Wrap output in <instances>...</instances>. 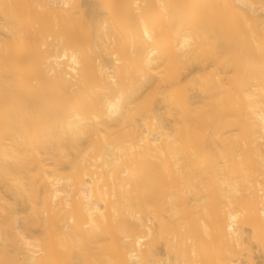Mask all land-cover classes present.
<instances>
[{
	"label": "bare ground",
	"instance_id": "bare-ground-1",
	"mask_svg": "<svg viewBox=\"0 0 264 264\" xmlns=\"http://www.w3.org/2000/svg\"><path fill=\"white\" fill-rule=\"evenodd\" d=\"M92 1L0 0V264H264V0Z\"/></svg>",
	"mask_w": 264,
	"mask_h": 264
},
{
	"label": "rangeland",
	"instance_id": "rangeland-1",
	"mask_svg": "<svg viewBox=\"0 0 264 264\" xmlns=\"http://www.w3.org/2000/svg\"><path fill=\"white\" fill-rule=\"evenodd\" d=\"M92 0H84V4H85V8L86 9H92L91 5H92ZM95 2V1H94ZM93 2V4H94ZM103 16V15H102ZM255 56H253V59L251 61L250 66L248 67L247 71H246V82L248 84V88L251 91L252 89L256 88V84H257V79H256V69H255ZM222 85L223 87L227 86V79L224 78L222 80ZM254 253L256 255V260L259 262L260 260H263V256L261 255V253L259 252V250L255 247L254 248Z\"/></svg>",
	"mask_w": 264,
	"mask_h": 264
}]
</instances>
